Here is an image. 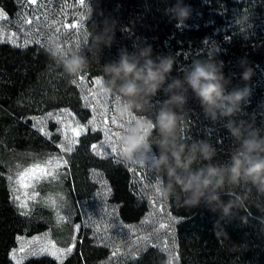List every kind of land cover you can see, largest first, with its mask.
Wrapping results in <instances>:
<instances>
[{"label":"trees","instance_id":"trees-1","mask_svg":"<svg viewBox=\"0 0 264 264\" xmlns=\"http://www.w3.org/2000/svg\"><path fill=\"white\" fill-rule=\"evenodd\" d=\"M9 0L0 4L12 12ZM88 15L84 21V35L80 40L81 51L93 60L88 48L96 25L102 27L105 18L116 21L115 40L104 47L100 63L117 58L121 47L134 51L137 47L151 45L154 55L171 53L176 60L173 75H182L194 58L216 57L223 61L225 75L234 74L233 83L240 82V61L246 59L253 69L250 103L241 114L245 120L254 119L256 126L264 129V0H183L192 14L186 26L176 27V21L166 13V8L176 0H87ZM93 9L92 15H89ZM241 12L252 15L253 29L244 38L235 26V18ZM96 24V25H95ZM91 75L103 73L97 63L85 69ZM64 74L62 68L51 59L44 47L29 45L21 48L0 42V140L10 146H47L44 138L31 124L32 113L45 105L70 106L81 111V99L77 86ZM188 126L184 139H208L217 149L215 159L227 160L233 141L220 124L210 125L204 118L199 102L189 91ZM165 98L158 92L154 102ZM138 115L137 113H135ZM145 115H148L145 113ZM264 134V133H262ZM153 130L149 140L154 153L158 152ZM101 137L100 132L88 130L80 136L75 150L70 154L71 182L80 194L90 193L94 185L90 170H101L110 183L111 199L119 206L120 217L126 222L139 221L150 207L132 186L131 173L122 162L111 157H100L92 150V143ZM242 185L237 191L247 190ZM230 194L222 195L227 203ZM165 203L177 217L175 237L178 245V264H264V194L252 188L244 206L234 207L231 214L212 213L201 204L188 206L183 197L164 196ZM45 228L31 215L21 211L11 199L5 177L0 176V264H15L10 250L16 245L17 235L33 234ZM109 246L95 240L90 233H79L75 247L63 259V264H102L110 255ZM168 258L160 247L149 245L135 258L119 260L120 264H162ZM23 264H60L50 255L29 257Z\"/></svg>","mask_w":264,"mask_h":264},{"label":"clouds","instance_id":"clouds-1","mask_svg":"<svg viewBox=\"0 0 264 264\" xmlns=\"http://www.w3.org/2000/svg\"><path fill=\"white\" fill-rule=\"evenodd\" d=\"M166 13L176 21V27L186 26L192 14L183 0L166 8ZM93 9L89 15H92ZM102 27L96 25L91 37L89 52L93 60L84 55L80 47L67 46L58 35L48 38L45 50L69 78L78 76L83 70L98 64L103 76L101 91L117 95L120 100L115 113L120 119L137 113L133 123L126 125L121 133V157L125 161L140 158L150 163L159 180L163 196H180L188 206L203 204L208 211L222 212L228 216L234 207H242L248 200L252 188L264 194V129L256 126L254 119L241 118L252 95L253 69L246 59L240 61V82L233 83V75H225L222 60L216 57L194 58L182 75H173L176 63L171 53L154 55L151 45L129 51L118 50L117 58L100 63L104 47H111L115 40L116 21L105 18ZM235 26L246 38L253 29L252 15L239 13ZM165 98L154 102L158 92ZM189 91L203 111L210 125H222L233 141L227 160L215 159L217 149L208 139H184L188 126ZM147 113L148 115H145ZM153 130L157 153L149 152V140ZM246 185L247 190H237ZM230 194L227 203L222 195ZM162 264H172L166 258Z\"/></svg>","mask_w":264,"mask_h":264},{"label":"rangeland","instance_id":"rangeland-1","mask_svg":"<svg viewBox=\"0 0 264 264\" xmlns=\"http://www.w3.org/2000/svg\"><path fill=\"white\" fill-rule=\"evenodd\" d=\"M12 12H8L2 4H0V10H3L7 14V19L0 21V26L3 28L4 32V41L9 42L7 35L9 33H17L19 39L18 44H23L26 37L22 32H20V15L25 11L31 15L32 9L18 2V0H9ZM37 10L39 14L43 17L47 15L48 19L51 21H60L62 23L71 24L79 20L80 17H83V27L78 32L75 33V30H68L63 36H61L62 41L66 39L71 43L72 40L78 39L79 41L83 38L84 35V21L88 15L89 7L88 2L85 0V5H79L77 0H51L49 4L48 0H44V5H37ZM65 17H67L65 19ZM27 31V29H25ZM75 33V35L73 34ZM28 39H32L33 42L27 43L24 47L29 45H36L45 48V40L43 35L30 36ZM39 40V43H36V40ZM11 43V42H9ZM12 44V43H11ZM13 45V44H12ZM21 47V48H24ZM75 47V46H72ZM79 76L85 77V87L84 83H80ZM102 77L101 75H91L89 72L83 70L78 76L73 77V80H76L75 85L78 88L80 99H81V111L80 113L72 109L70 106H55L51 108H46L45 105L39 106L37 108L38 112L32 113L29 117H44L47 113L51 112L54 115L59 112L61 109L68 110L72 115L68 117L69 120H73V124L78 121L81 125H86L88 130H92V126L88 124L89 120L93 119V110L92 107L88 106L89 103L95 105L96 101L89 100L88 102L83 99V97L89 95L90 89L95 87L96 93L98 96H104L108 101V120L109 128L112 132L122 133L124 128L116 127L111 124L113 118L117 119L118 122H124L125 119H120L115 113V106L119 102L115 97L117 95L104 93L101 91L102 85H93L95 79ZM103 104V101H101ZM135 117L137 116L133 113ZM104 119L103 109H97V123L99 124ZM31 124L34 123L31 119ZM127 125V124H126ZM125 125V126H126ZM46 128V131L53 133L51 138L45 137L41 132H39L44 138L48 140L47 146H32L28 145L25 147L10 146L4 140H0V176L5 177L7 185L12 197L13 193L12 183L9 181L8 177L15 176V173L21 170L24 167H27L33 163L47 159L49 156H63L64 159L68 161V164L65 168L61 169V175L59 178L52 182H41L36 186L35 191L39 193V196L35 202L30 201L28 208L29 214L38 222H43L45 228L37 231L33 234L21 233L17 235L22 237L25 241H31L34 237H45V240L39 241L37 244H32L29 246V250L37 248L43 245L46 240H51L55 243L57 248L67 249L69 246L76 244V241L79 237L80 232H87L94 236L95 240L102 242L101 239H98L93 233L97 228L100 229L101 235L104 233V229L109 224H114L120 222L122 225L133 226L136 228L135 232L130 231L129 228L123 229V235L118 236L116 243L119 245L123 256H118L113 259H110L112 252L115 250V247H109L111 252L107 259L103 260L102 264H116L123 257L128 256L130 248H137L140 246H133L132 241L137 240L138 237L144 236L148 237V240L143 242L142 248L137 252V254L149 245H161L163 246L164 242H167L168 247L170 248L171 255L173 257L172 264H178V245L175 237V225L177 222V217L171 212L167 207L164 196L157 198L154 187L145 188V185L148 183H155L156 174L150 167L149 161H145L144 166L133 163L132 161H125L121 156L117 154H111L110 149H104L103 151L109 152L108 155H101L94 152L100 157H111L114 161L122 162L125 164L128 169H132L131 173V183L133 188L142 196L146 197L150 202V207L145 215L136 222H126L124 221L119 214V206L112 199V190L108 193L106 198H103L102 194L105 187H110V183L103 174L101 170L91 169L90 175L92 183L94 185L93 190L86 194H80L77 190L74 183L71 182V169H70V154L71 153H62L60 148L57 147L61 143L62 136L57 132V129L61 126L55 122V120L48 119L46 125H41ZM87 130V131H88ZM93 131V130H92ZM96 131L100 132L101 137L94 141L93 144H100L104 140V132L97 129ZM80 141V137L78 138ZM79 143V142H78ZM77 146V145H76ZM75 146V147H76ZM149 153L154 154L153 148L149 143ZM145 177L144 179H141ZM135 181V182H134ZM156 201V208H159L161 204L165 205V210L163 213L153 210L152 202ZM17 207L18 203L13 201ZM58 205V207L54 206ZM20 211L22 209L18 207ZM107 208L110 211L114 212V215L109 218L101 219V213L103 209ZM60 217H63V222L60 221ZM91 217L92 224L90 226H85L88 218ZM148 218L149 222L142 224ZM159 223H166L169 225L170 232L168 230L156 231ZM80 224L81 227L77 232L75 230V225ZM107 235L109 237L116 236V232L112 228L107 229ZM20 244L18 239L16 245L12 247L10 253L14 249H18ZM75 247V246H74ZM73 247V249H74ZM23 255V254H21ZM68 255V254H67ZM66 255V256H67ZM65 256V257H66ZM169 258V254L167 253ZM64 257V258H65ZM28 259V258H27ZM26 260V259H25Z\"/></svg>","mask_w":264,"mask_h":264},{"label":"snow or ice","instance_id":"snow-or-ice-1","mask_svg":"<svg viewBox=\"0 0 264 264\" xmlns=\"http://www.w3.org/2000/svg\"><path fill=\"white\" fill-rule=\"evenodd\" d=\"M19 3L23 4L25 8L31 7L32 12L31 15L28 14L27 11L22 13L20 15V32L24 34L26 37L25 42L23 44H18L17 41L19 39V36L17 33H9L7 35V38L9 42H11L14 46L18 47H24L27 43L33 42L32 39H28L30 36L35 35H43L45 44L47 43V40L52 35H58L63 36L68 30H75V33H78L82 27H83V17H80L78 21L73 22L71 24L62 23L60 21H51L48 19L47 15H44L43 17L39 14L37 10V5L40 6L44 5V0H18ZM49 4L51 3V0H48ZM79 5H85V0H77ZM7 14L3 12V10H0V21L6 20ZM67 17H65L66 19ZM27 29V31H25ZM75 33H73L75 35ZM0 42H4V32L2 26H0ZM36 43H39L40 41L37 39L35 41ZM64 43L69 46H75V47H81L80 41L78 39H74L69 43V41L66 39ZM80 83H84L85 87H87V84L85 83V77L79 76ZM73 83H77L76 80L72 81ZM102 80L99 78L95 79L93 82V85H102ZM86 102H88L90 99L93 101H96L95 105H92L89 103L88 106L92 107L93 110V119L89 120L88 124L92 126V130L96 131L97 129L104 132V140L100 142V144H93L92 150L96 152L97 154L101 155H108L109 152L103 151L104 149H110L111 154H117L118 156H121V146H122V136L120 133L112 132L109 128V120H108V101L104 96H98L96 93L95 87L90 89L89 95L83 97ZM116 100H119L120 98L117 96L115 97ZM103 101V104L101 103ZM102 108L103 109V115L104 119L99 124L97 123V109ZM72 114L65 109L59 110L57 114H53L51 112L47 113L44 117H33L34 123L33 127L36 128L39 132H41L45 137H48L49 139L53 135V133H50L46 131L45 127H42L41 125H46L48 119L55 120L57 124H59L61 127L57 129V132L62 136L61 143L57 145V147L60 148L62 153H72L75 150V146L78 144L79 140L78 138L87 132L88 127L86 125H81L77 121L75 123V126L73 124V120H69L68 117ZM136 117L133 114H129L128 118L124 122H118L117 119L113 118L111 120V124L115 125L119 128H125V125H129L135 121ZM152 154L149 153V159H151ZM133 163L138 164L140 166H144L145 162L141 160L139 157L135 160H132ZM68 164V161L63 158V156H49L47 159H44L42 161L33 163L27 167L22 168L21 170L17 171L15 173V176L8 177L9 181L12 183V197L11 199L18 203V207L22 209L21 215L27 216L29 214V202H35L39 196V193L35 191L36 186L40 184L41 182H52L59 178L61 175V169L65 168ZM129 171H132V169H129ZM145 177H142L141 179H144ZM135 182V181H134ZM154 187L155 192L157 194V198H161L163 195L159 188V180L156 178L155 183H148L145 185V188ZM111 189L110 187H105L103 191V198H106L108 193H110ZM54 206L58 207V205H55V202H53ZM153 210L158 211L160 213H163L165 210V205L161 204L159 208H156V201L153 200L152 202ZM114 215L113 211L108 210L107 208L103 209L101 213V219L109 218ZM61 222H63L64 218H59ZM149 220L146 218L144 221H142V224L148 223ZM92 224L91 217L88 218L85 226H90ZM81 225L76 224L75 230L78 232ZM112 228L116 232V236L109 237L107 235V229ZM129 228L130 231L135 232L136 228L133 226L128 225H122L120 222L109 224L105 229L104 233L101 235L100 229L97 228L96 231H94V235L97 236L98 239H101L102 242L105 244V246L109 247H115V250L112 252V255L110 259H113L118 256H123L124 254L121 252V249L119 245L116 243L118 236L123 235V229ZM169 229V225L166 223H159L158 228L156 231H163ZM18 243L20 244V247L18 249H14L10 253V257L15 261V264H23V261L29 257H39L42 255H50L52 257H55L60 264H63V259L67 254H70L73 250L74 244L72 246H69L67 249L57 248L55 243L51 240H46V242L37 247L29 250V246L32 244H37L41 240H45V237H34L31 241H25L22 237H18ZM148 240V237H138L137 240H134L131 242L133 246H140L135 249L130 248L127 255L131 258H135L137 255V252L142 248L143 242ZM155 247H160L161 251L169 254V260L172 261L173 257L171 255L170 248L167 245V242L165 241L163 246L157 244ZM23 254V255H21ZM178 259V257H176ZM120 264H123V261L120 262Z\"/></svg>","mask_w":264,"mask_h":264}]
</instances>
